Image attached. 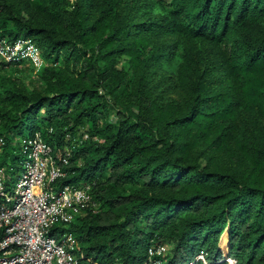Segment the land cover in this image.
I'll return each instance as SVG.
<instances>
[{
    "label": "trees",
    "instance_id": "16d2710c",
    "mask_svg": "<svg viewBox=\"0 0 264 264\" xmlns=\"http://www.w3.org/2000/svg\"><path fill=\"white\" fill-rule=\"evenodd\" d=\"M148 3L158 14L139 18L133 0H0V32L32 36L50 60L46 92L8 89L4 161L12 174L21 166L16 133L72 147L60 181H91L101 202L70 224L79 264H146L150 245L164 247L160 264H231L223 240L238 264H264V0ZM170 33L227 43L231 87L204 83L189 45L158 38ZM156 65L188 98H158L147 76ZM116 105L127 109L114 121ZM83 124L93 139L75 147L70 132ZM220 151L227 159L213 160Z\"/></svg>",
    "mask_w": 264,
    "mask_h": 264
},
{
    "label": "built area",
    "instance_id": "2783aa9c",
    "mask_svg": "<svg viewBox=\"0 0 264 264\" xmlns=\"http://www.w3.org/2000/svg\"><path fill=\"white\" fill-rule=\"evenodd\" d=\"M35 52L32 36L0 32V66L30 60ZM12 140L22 159L14 174L15 163L4 161L8 139L0 135V264H79V240L70 224L100 209L92 184L60 181L69 174L68 144L53 145L40 130ZM163 253L162 245H150L146 264H160Z\"/></svg>",
    "mask_w": 264,
    "mask_h": 264
},
{
    "label": "rangeland",
    "instance_id": "374dc122",
    "mask_svg": "<svg viewBox=\"0 0 264 264\" xmlns=\"http://www.w3.org/2000/svg\"><path fill=\"white\" fill-rule=\"evenodd\" d=\"M149 1L152 0H133L136 10L135 14L139 18H145L149 15L155 16L158 14L152 6H149ZM25 16H28V13L24 12ZM163 42H169L179 40V44L184 43L189 45L199 60V71L203 75L202 81L206 84H213L218 90H227L229 89L230 83L225 77L226 71L222 68V62L227 57L229 52V46L227 43H216L211 42L204 38L196 37H185L180 34H163L158 36ZM37 41V40H36ZM181 51V48H179ZM128 56L118 57L117 62L120 68L128 69L129 75H131V70L129 68V63L127 61ZM50 65V60L43 54V47H41L38 42H36V52L32 59L26 60L22 63H8L0 66V126L4 123V117L2 113L5 110L10 109V104L4 99L8 89L16 88L22 92L28 93L32 91L46 92V83L42 78V70L45 66ZM156 66L149 67L148 84L153 86L155 93L158 94V98L161 100L166 99H178L185 100L188 98L189 88L180 84L174 75L169 73V71L164 70L163 68H157ZM217 81V83H215ZM101 92L106 94V88L101 87ZM117 109L126 110L125 105H116L112 108L108 117L116 121L118 117ZM41 114L44 112L42 109ZM88 124H83L79 127H76L73 131H69L73 136V144L75 147L81 144L83 141H89L93 139V136H90L89 131L86 130ZM16 135H21V133H16ZM199 150V149H198ZM213 160L224 161L227 159L226 154L223 152H211ZM80 164L83 162V159H79ZM201 162H206V157L201 158ZM127 169V167H124ZM111 173V166H106L101 174L98 173L96 179L105 180V178ZM77 183H92L91 181H86L81 179ZM138 183V184H136ZM144 180L142 178L138 179V182H134L127 186L141 185L143 186ZM95 197V195H94ZM223 240L221 247L226 256L227 260L231 263V259L234 258L230 253L229 244ZM201 256V254H200ZM231 258V259H230Z\"/></svg>",
    "mask_w": 264,
    "mask_h": 264
}]
</instances>
